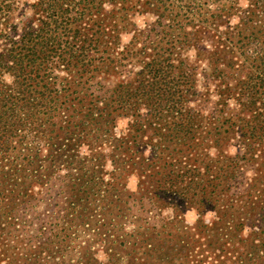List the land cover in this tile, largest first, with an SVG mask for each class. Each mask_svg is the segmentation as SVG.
Masks as SVG:
<instances>
[{
  "label": "trees",
  "instance_id": "trees-1",
  "mask_svg": "<svg viewBox=\"0 0 264 264\" xmlns=\"http://www.w3.org/2000/svg\"><path fill=\"white\" fill-rule=\"evenodd\" d=\"M206 4L0 0V264H208L194 242L242 231L264 203V0ZM165 208L214 218L152 258Z\"/></svg>",
  "mask_w": 264,
  "mask_h": 264
},
{
  "label": "rangeland",
  "instance_id": "rangeland-1",
  "mask_svg": "<svg viewBox=\"0 0 264 264\" xmlns=\"http://www.w3.org/2000/svg\"><path fill=\"white\" fill-rule=\"evenodd\" d=\"M206 6L211 11H216L222 6H238L245 7L246 0H205ZM144 18H136L138 27H142ZM128 34H122L121 43L127 42ZM128 187L133 190L134 179L128 182ZM264 207V203H257L251 207L244 205L235 211V219L245 217V225L242 231L231 232L229 230H216V235L210 238H202L199 242H194L190 248V252L196 255L199 249L196 246L204 244V256H207L208 264H264V258H261L262 250L259 251V235L264 236L263 225H259V210ZM162 217L167 221L163 233L160 236L153 237L157 250L153 252L152 258L169 254V249L173 243L180 239L190 242L194 235V231L190 228L199 218L203 224L211 225L214 215L211 211L205 212L202 216H198L193 208L187 209L181 216L174 217V213L170 208L162 209L160 212ZM172 218H175L174 220ZM171 221V222H170ZM170 222V223H169ZM264 222V221H263ZM233 224V223H232ZM131 226V225H130ZM235 235V236H234ZM199 239V238H198ZM185 250L176 253L175 257L183 258L185 253H190ZM174 255L172 251L171 255ZM101 256V254H99ZM174 258V257H173Z\"/></svg>",
  "mask_w": 264,
  "mask_h": 264
}]
</instances>
